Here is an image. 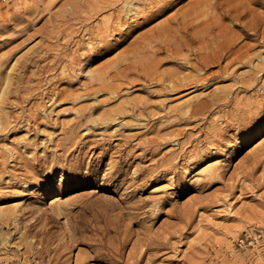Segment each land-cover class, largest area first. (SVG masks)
Returning a JSON list of instances; mask_svg holds the SVG:
<instances>
[{
	"label": "rangeland",
	"instance_id": "obj_1",
	"mask_svg": "<svg viewBox=\"0 0 264 264\" xmlns=\"http://www.w3.org/2000/svg\"><path fill=\"white\" fill-rule=\"evenodd\" d=\"M99 5L0 0V264H264V0Z\"/></svg>",
	"mask_w": 264,
	"mask_h": 264
},
{
	"label": "bare ground",
	"instance_id": "obj_2",
	"mask_svg": "<svg viewBox=\"0 0 264 264\" xmlns=\"http://www.w3.org/2000/svg\"><path fill=\"white\" fill-rule=\"evenodd\" d=\"M103 5L99 7L90 8L92 12H97L100 9L109 8L110 17L113 22L103 21V29H118L119 26L124 25L127 17L142 12L144 9H147L148 14H151L154 10L162 11L168 4L169 0H102ZM117 5H119L117 7ZM111 13H113L111 15ZM92 14V13H91ZM190 13H187L189 15ZM193 18H197V14L191 15L190 20ZM158 33V32H157ZM159 34V33H158ZM218 33L215 35L212 34V28H206L200 31L197 34H189L185 33L183 41L174 48L163 46L160 43L158 45L161 49L165 50L168 54H174L177 56H186L188 54L194 55L200 64H207L206 62H213L218 59H223L226 56V52L230 48V43H227L225 40L216 41L215 43L216 49H209L211 47V41L216 39ZM153 41L150 40L149 43ZM190 43H196L197 47L195 49L190 48ZM205 52H200L199 49H207ZM182 50H186L187 53L182 52ZM201 102H196V106H200ZM257 145V144H255ZM256 147V146H255ZM219 160H215L211 163L206 164L195 172V175L205 174L209 177H214V170L217 169V163ZM151 191H153L151 189ZM55 198L51 201V203H55L60 200L58 195L54 196ZM3 213V210H0V213ZM5 214V212L3 213Z\"/></svg>",
	"mask_w": 264,
	"mask_h": 264
}]
</instances>
